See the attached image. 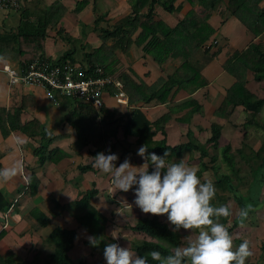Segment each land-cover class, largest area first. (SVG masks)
Returning <instances> with one entry per match:
<instances>
[{"label":"crops","instance_id":"obj_1","mask_svg":"<svg viewBox=\"0 0 264 264\" xmlns=\"http://www.w3.org/2000/svg\"><path fill=\"white\" fill-rule=\"evenodd\" d=\"M55 1L62 3L66 11L57 25L48 29L45 56L50 59L56 60L64 52H70L68 58L84 67L92 63L104 67L112 75L126 72L137 83L150 88L172 75L183 61L182 55L175 52L160 64L152 55L145 53L141 46L132 43L122 48L113 38L106 40V48H101L99 31L93 28L96 15L104 17L101 26L111 27L131 12L127 0H87V4L78 12L73 9L79 0H43L46 5ZM227 2L228 0H220L217 7L210 11L208 22L213 31L203 46L190 57L191 63L196 66L206 83L191 94L174 86L165 102L153 99L149 102L138 100L131 104L128 98L127 104H121L116 102L110 91H104L102 107L112 114L114 120H125L134 109H139L149 121L169 113V119L163 124L165 135L158 131L154 140L165 137L166 144L170 146L187 142L190 137L204 142L211 123L215 122L221 126L220 146L229 144L234 149L242 141L251 145V135L259 134L260 131L262 133V130L253 125L244 127L249 113L243 106L233 107L229 118L219 117L214 112L227 89L235 82V77L224 68V64L234 54H241L251 46H256L264 53V28L261 29L260 23L253 21L250 16L243 15L245 20H242L229 12ZM178 3L181 4L180 11L172 13L156 4L155 19L170 27L175 26L192 8L185 0H177L175 4ZM258 5L264 10V0ZM193 8L201 10L199 5ZM19 20L20 11H0V29L14 28ZM58 29L68 34L71 40L62 38L57 33ZM78 49L81 51L80 55H76ZM5 62L9 61H0V68ZM245 77L247 89L257 97H264L263 83L254 79L253 71L247 69ZM189 98H193L199 105V110L192 114L191 104L182 105ZM231 108L229 106L228 110ZM15 109H20L19 114L14 112ZM8 110L11 118L15 119V127L11 130L4 119L0 122V169L17 160L22 161L24 167L21 175L8 182H0V193L7 203L0 211V231L3 230L0 236V264H45L47 255L52 251L51 234L56 229H76L75 245L80 241L84 247L88 246L85 242L91 234L76 220L81 211L76 202L85 191L91 188L99 190L91 199V204L109 219L116 208L113 204H108L101 195L112 190L111 178L93 167L94 147L79 139L73 126L63 119L66 109L62 105L50 99L47 92L39 86L18 84L10 87L7 74L0 69L2 117ZM256 119L264 122V104ZM39 125L47 132L45 136L35 133ZM120 125L115 136L109 138L108 143H111L112 148L107 143L103 153L117 154V166L128 159L130 164L139 167L145 161L137 155V151L144 145L137 143L136 136L124 135ZM245 131L248 137L244 140ZM262 139L263 135L261 141ZM259 145L251 146L257 149ZM40 146L46 149L43 161L34 153ZM193 156L196 160H191ZM167 159L170 162L183 159L185 163L198 168L197 151L184 152L179 157ZM84 165L88 168L82 169ZM256 218L260 220L259 217ZM45 219L47 223L40 224ZM262 225L260 230H255V235H259L258 239L261 240L259 244L264 243V223ZM256 249L253 251L256 255L247 258L246 264H264V248Z\"/></svg>","mask_w":264,"mask_h":264},{"label":"trees","instance_id":"obj_2","mask_svg":"<svg viewBox=\"0 0 264 264\" xmlns=\"http://www.w3.org/2000/svg\"><path fill=\"white\" fill-rule=\"evenodd\" d=\"M176 1L127 0L131 12L120 18L111 27L100 25L104 20L103 15L98 14L94 19L93 28L99 31L102 39L101 48H106V40L113 38L117 45L122 48L130 46L132 43L141 46L145 53L152 55L154 60L160 64L175 52L183 57L182 63L172 75L161 79L151 88L137 83L126 72L113 74L124 83L131 104H135L138 100L149 102L153 99L165 102L174 86L187 90L191 94L206 83L205 78L191 63L190 57L195 50L203 46V43L212 33L213 28L208 19L210 11L217 7L220 0H185L190 3L192 8L173 27L155 19L154 8L156 4L172 13L181 9V4H175ZM260 1L228 0L226 8L242 20L244 19L243 15L250 16L253 21L260 23L262 29L264 28V10L258 5ZM86 4L87 0L77 1L73 11H80ZM195 5H199L201 10L194 9ZM65 11L66 7L59 1L46 5L43 0H23L17 26L0 29V61H9L23 67L36 59L46 58L45 40L48 29L57 25ZM57 33L62 38L71 40V37L63 30L58 29ZM69 54L70 52H64L57 61L69 59ZM95 67L97 65L92 63L87 66L88 70ZM100 68L103 73L110 74L107 73L104 67L101 66ZM224 68L235 77V82L227 89L226 95L214 113L219 117L229 118L233 107L243 106L244 110L249 113V117L244 122V127L253 125L262 130L263 139L257 149H254L246 141H242V144L234 149L229 144L220 146L221 126L215 122L211 123L204 142L190 137L187 142L170 146L166 144L165 137L160 140H154L153 138L158 131L164 134L163 124L169 119V113L163 114L154 121H149L139 109H134L125 120L119 118L117 121L103 107L100 111H95L87 104L74 101L58 93L55 94V97L57 102L66 109L63 119H66L73 126L77 137L85 144H91L94 147L92 150L93 156L103 152L110 136H115L117 133L119 124H121L120 127L124 135L136 136L137 143L145 145L149 153L154 152L163 156L164 152L167 151L170 153L169 157H179L184 152L193 153V151H197L199 170L197 175L200 176L202 182L205 180L202 177L205 171H216L218 167L216 161L218 155H220L221 161L226 164L228 169L227 171H221L219 174L213 173L214 179L212 181L216 187V196L212 203L214 206L226 205L229 200V193H231L239 207L241 209L249 208V213L254 204L252 203L249 207L245 200L259 202L260 189L264 182V122H259L256 119V115L264 104V97H257L247 89L245 72L247 69L252 70L254 79L262 82L264 88V53L256 46H251L241 54H234L224 64ZM188 104L192 105L191 114L199 110V105L193 98H189L182 103V105ZM229 106L232 107L230 110H228ZM14 112L19 114L20 109H15ZM2 116L0 114V122L4 119V122H8L12 130L15 127L13 122L15 119L11 118L9 110L4 117ZM35 133H41L42 136H45L47 132L43 131V127L39 125ZM247 137L248 134L245 131L244 140ZM108 147L112 148L111 143H108ZM34 153L40 161H43L46 149L40 146L34 150ZM253 160L259 162V169L257 168L260 170L259 172L256 171L257 169L252 168ZM86 168H88L87 165L82 166V169ZM149 170L151 171V167ZM253 173H258L260 176L255 179V186L252 190L250 189L252 187L250 183ZM97 193H99V190L91 188L78 199L76 206L81 211L76 216V220L83 229L100 241L98 246L93 247L88 240L85 242L88 247L103 250L107 243H115L116 240L107 232L108 217L91 204V199ZM6 205L7 203L0 193V211ZM229 218L230 216L221 218L220 222L225 224L229 233H231L235 224L229 225ZM46 223V219L40 222L43 225ZM129 228L133 232H140L145 235V237L132 244V250L140 256L146 255L152 250H159L167 254L174 247L184 246L188 241L182 235L183 229L174 233L170 225L161 221L157 216H140ZM2 234L3 230L0 231V236ZM76 240V229L61 228L52 232V251L47 255L45 264H87L85 259L75 261L69 255V251L76 244ZM262 248H264V243ZM149 264H157V262L151 261L149 258Z\"/></svg>","mask_w":264,"mask_h":264},{"label":"clouds","instance_id":"obj_3","mask_svg":"<svg viewBox=\"0 0 264 264\" xmlns=\"http://www.w3.org/2000/svg\"><path fill=\"white\" fill-rule=\"evenodd\" d=\"M137 155L144 158L141 166L130 164L128 159L117 166V154L99 152L94 156L93 167L110 176L113 193L134 189V204L142 213L166 215L174 233L184 229L194 235L184 246L174 247L167 254L152 250L140 256L128 246L107 243L103 249L106 264H149V258L157 264H246L247 258L253 255L250 241L245 239L234 247L228 228L220 222L231 212L227 205H213L216 196L213 181L202 182L197 175L198 168L183 159L170 162L167 151L160 156L149 153L144 145ZM23 167V162L17 160L0 169V182L21 175ZM248 211L249 208L241 209L240 216L247 217ZM88 240L93 247L100 243L95 236Z\"/></svg>","mask_w":264,"mask_h":264},{"label":"rangeland","instance_id":"obj_4","mask_svg":"<svg viewBox=\"0 0 264 264\" xmlns=\"http://www.w3.org/2000/svg\"><path fill=\"white\" fill-rule=\"evenodd\" d=\"M76 47H78V44H75ZM81 51L78 49L76 52V55H80ZM250 143L252 146L259 145L262 137L261 131L258 133H255L251 135ZM234 138V136H233ZM196 156V154H195ZM195 156L192 157L191 160L195 159ZM196 160V159H195ZM184 161V160H183ZM190 166H195L190 163H187ZM216 164L218 167L216 168V171H205L203 173L204 179H214V174H219L221 171H227V166L224 162L221 161L220 155H218V159L216 161ZM259 165V162L257 160H253L252 162V168L257 169ZM247 168V167H245ZM259 169V168H258ZM256 171H260V170ZM260 176L258 173H253V177L251 178V188L253 190V187L255 186V179ZM106 200V202L110 205H114L116 208L114 212L111 213L109 216V223L107 225V232L110 236H118L115 240V243H118L121 247H130L132 250V244L133 242L145 237L143 233L140 232H133L130 230V226L133 225L136 222V219L140 216H153L151 214H144L142 211L134 204V189L129 190L128 192H121L116 191L113 193V189L108 192L102 193L101 197ZM254 198V196H253ZM253 201V200H252ZM246 203H248L249 207L253 203L254 206L252 210L248 213L247 217H241L240 211L241 208L233 198V195L229 193V200L227 201L226 205L229 207L231 215L228 220V224H235L234 229L230 233V235L233 238V244L234 247L238 246L240 243H242L245 239L250 241V247L252 250V253L256 255L254 250H257L256 248L263 247L262 242L259 244L258 237L259 235H255V230H260L261 227H263L264 223V182L262 184V187L260 189V200L248 202L247 199L245 200ZM220 206V205H217ZM161 221L167 222L166 215L164 216H157ZM256 217H259L260 220ZM261 222V224H260ZM168 223V222H167ZM169 224V223H168ZM262 225V226H261ZM264 230V228L262 229ZM182 235L184 236V239H190L194 235L193 232H188L186 230H182ZM255 243V244H253ZM77 246L74 245V247L69 251L70 257L74 259L75 261L79 259H85L87 264H106V261L103 257V250H98L94 248H90L88 246L84 247L83 243L80 241H77ZM261 245V246H260ZM82 247H84L82 249ZM253 247V248H252ZM91 251V252H90ZM77 258V259H76Z\"/></svg>","mask_w":264,"mask_h":264},{"label":"built area","instance_id":"obj_5","mask_svg":"<svg viewBox=\"0 0 264 264\" xmlns=\"http://www.w3.org/2000/svg\"><path fill=\"white\" fill-rule=\"evenodd\" d=\"M23 0H0V11L19 12ZM8 78V85H36L43 88L50 99L57 101L55 94L89 105L100 111L103 106L102 94L110 91L116 102L128 103L123 82L103 73L100 67L88 70L85 66L69 59L40 58L23 67L5 62L1 68Z\"/></svg>","mask_w":264,"mask_h":264}]
</instances>
